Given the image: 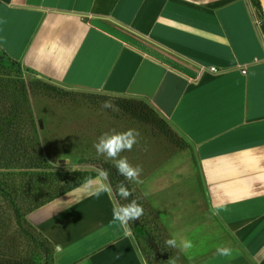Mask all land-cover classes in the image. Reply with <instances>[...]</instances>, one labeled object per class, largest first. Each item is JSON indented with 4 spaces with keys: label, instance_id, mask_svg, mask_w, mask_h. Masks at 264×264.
Instances as JSON below:
<instances>
[{
    "label": "crops",
    "instance_id": "obj_1",
    "mask_svg": "<svg viewBox=\"0 0 264 264\" xmlns=\"http://www.w3.org/2000/svg\"><path fill=\"white\" fill-rule=\"evenodd\" d=\"M0 52L49 82L145 102L184 140L204 195L169 148L139 139L122 156L143 169L128 182L150 223L113 222V191L82 181L27 215L51 264H264V34L251 0H0Z\"/></svg>",
    "mask_w": 264,
    "mask_h": 264
},
{
    "label": "rangeland",
    "instance_id": "obj_2",
    "mask_svg": "<svg viewBox=\"0 0 264 264\" xmlns=\"http://www.w3.org/2000/svg\"><path fill=\"white\" fill-rule=\"evenodd\" d=\"M256 17L261 27L257 9ZM14 62L0 52V264H51L52 247L28 222V213L85 177L97 175L99 169L109 170L120 205L137 201L128 181L129 199L116 194L124 177L117 173L115 161L98 155L94 147L98 137L112 130L135 129L138 139L169 148L171 163H181L180 180L184 172L193 173L187 178L188 188L192 183L204 201L195 162L185 160V152L178 150L184 140L145 102L68 88ZM105 100L118 105L119 111L102 109ZM171 177L168 190L178 181V175ZM148 215L140 217L144 223H150Z\"/></svg>",
    "mask_w": 264,
    "mask_h": 264
},
{
    "label": "clouds",
    "instance_id": "obj_3",
    "mask_svg": "<svg viewBox=\"0 0 264 264\" xmlns=\"http://www.w3.org/2000/svg\"><path fill=\"white\" fill-rule=\"evenodd\" d=\"M102 109H110L112 111H119L118 105H115L111 100H105L101 104ZM139 132L135 129H129L124 132H111L103 133L98 137L97 142L94 144L96 152L100 156H105L115 161V168L117 173L124 177L116 188V194L124 200H128L131 196L125 181L141 183L140 180L143 169L139 165H132L127 157L121 156L125 151H131L135 145L139 143ZM110 172L107 169H99L95 177H85L80 187L90 189L94 184L97 185L95 195L103 192L112 191L111 183L109 180ZM97 182H99L97 184ZM226 210V209H225ZM220 209H214L213 214L218 215ZM144 214L142 205L136 200H131L129 203L119 205L113 209V222H119L121 225L127 226L130 222L138 220ZM130 231V229H129ZM166 245L171 248L179 247L182 251H187L193 247L190 240L181 239L179 244L175 238L165 241ZM216 254L224 257L231 256V249L225 246H218ZM119 259V256H117ZM177 258H170L169 264H176Z\"/></svg>",
    "mask_w": 264,
    "mask_h": 264
},
{
    "label": "trees",
    "instance_id": "obj_4",
    "mask_svg": "<svg viewBox=\"0 0 264 264\" xmlns=\"http://www.w3.org/2000/svg\"><path fill=\"white\" fill-rule=\"evenodd\" d=\"M251 2H252V4L254 5V7L258 10V12H259V14H260V16H261V30H262V32H263V34H264V21H263V18H262L261 12H260V8H259V5H258V2H257V0H251ZM1 55H2L7 61L12 62V60L6 58L4 54L1 53ZM14 63H15V62H14ZM81 182H82V181H81ZM78 183H80V182H78ZM78 183L71 185L67 190L71 189L72 187H74V186L77 185ZM67 190H65V191H67ZM51 199H52V198L48 199L47 201H49V200H51ZM43 239H44V238H43ZM44 240H45V239H44ZM45 242L48 244V242H47L46 240H45ZM48 245H49V244H48ZM46 247H47V246H46Z\"/></svg>",
    "mask_w": 264,
    "mask_h": 264
},
{
    "label": "water",
    "instance_id": "obj_5",
    "mask_svg": "<svg viewBox=\"0 0 264 264\" xmlns=\"http://www.w3.org/2000/svg\"><path fill=\"white\" fill-rule=\"evenodd\" d=\"M259 8H260V12L264 21V0H257ZM37 77H39L38 75H36Z\"/></svg>",
    "mask_w": 264,
    "mask_h": 264
},
{
    "label": "built area",
    "instance_id": "obj_6",
    "mask_svg": "<svg viewBox=\"0 0 264 264\" xmlns=\"http://www.w3.org/2000/svg\"><path fill=\"white\" fill-rule=\"evenodd\" d=\"M210 71H215V68L214 67H212V66H209V68H208Z\"/></svg>",
    "mask_w": 264,
    "mask_h": 264
}]
</instances>
